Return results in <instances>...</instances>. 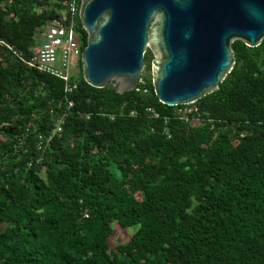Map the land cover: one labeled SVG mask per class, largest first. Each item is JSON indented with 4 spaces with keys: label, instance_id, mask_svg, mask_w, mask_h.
<instances>
[{
    "label": "trees",
    "instance_id": "16d2710c",
    "mask_svg": "<svg viewBox=\"0 0 264 264\" xmlns=\"http://www.w3.org/2000/svg\"><path fill=\"white\" fill-rule=\"evenodd\" d=\"M69 2L0 0V264H264V38L231 42L185 120L155 95L150 50L122 93L82 62L71 91L28 63ZM75 31L82 50L78 13ZM113 221L137 228L112 253Z\"/></svg>",
    "mask_w": 264,
    "mask_h": 264
},
{
    "label": "water",
    "instance_id": "95a60500",
    "mask_svg": "<svg viewBox=\"0 0 264 264\" xmlns=\"http://www.w3.org/2000/svg\"><path fill=\"white\" fill-rule=\"evenodd\" d=\"M78 17L88 84L135 89L148 49L154 93L171 106L218 88L235 62L232 41L264 38V0H80Z\"/></svg>",
    "mask_w": 264,
    "mask_h": 264
},
{
    "label": "built area",
    "instance_id": "2783aa9c",
    "mask_svg": "<svg viewBox=\"0 0 264 264\" xmlns=\"http://www.w3.org/2000/svg\"><path fill=\"white\" fill-rule=\"evenodd\" d=\"M77 13L76 0H70L67 15L65 12L60 18H54L45 26L41 33V42L34 46L28 59L30 65L63 79L67 91H71L75 86L70 80L78 72L81 62L82 50L75 31ZM195 110V106L186 104L179 108L178 112L182 115L180 118L187 120Z\"/></svg>",
    "mask_w": 264,
    "mask_h": 264
},
{
    "label": "rangeland",
    "instance_id": "374dc122",
    "mask_svg": "<svg viewBox=\"0 0 264 264\" xmlns=\"http://www.w3.org/2000/svg\"><path fill=\"white\" fill-rule=\"evenodd\" d=\"M154 57L155 56L152 55V54L149 56V62L150 63H151V61H152V59ZM144 70H145V67L143 68L142 72ZM149 73H150V76L152 77L151 65H150V68H149ZM136 197H139V195L136 194ZM111 227H112V233H111V235L108 238V243H109L110 250L112 252L114 246L117 243H120V242L123 243V242H126L127 241V239L129 238V236L136 230L137 225L129 226V227H126V228H121L117 224V222L113 221L111 223Z\"/></svg>",
    "mask_w": 264,
    "mask_h": 264
},
{
    "label": "flooded vegetation",
    "instance_id": "af4514ba",
    "mask_svg": "<svg viewBox=\"0 0 264 264\" xmlns=\"http://www.w3.org/2000/svg\"><path fill=\"white\" fill-rule=\"evenodd\" d=\"M153 55V53H151Z\"/></svg>",
    "mask_w": 264,
    "mask_h": 264
}]
</instances>
